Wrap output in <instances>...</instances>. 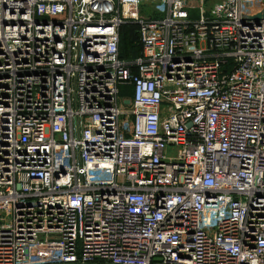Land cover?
Segmentation results:
<instances>
[{
  "label": "built area",
  "instance_id": "obj_1",
  "mask_svg": "<svg viewBox=\"0 0 264 264\" xmlns=\"http://www.w3.org/2000/svg\"><path fill=\"white\" fill-rule=\"evenodd\" d=\"M93 262L264 264V0H0V264Z\"/></svg>",
  "mask_w": 264,
  "mask_h": 264
},
{
  "label": "trees",
  "instance_id": "obj_2",
  "mask_svg": "<svg viewBox=\"0 0 264 264\" xmlns=\"http://www.w3.org/2000/svg\"><path fill=\"white\" fill-rule=\"evenodd\" d=\"M119 54L122 59L134 60L140 53V42L138 34V26L134 23L122 24L119 28ZM134 51V57H130L131 51ZM128 87V85H124Z\"/></svg>",
  "mask_w": 264,
  "mask_h": 264
},
{
  "label": "rangeland",
  "instance_id": "obj_3",
  "mask_svg": "<svg viewBox=\"0 0 264 264\" xmlns=\"http://www.w3.org/2000/svg\"><path fill=\"white\" fill-rule=\"evenodd\" d=\"M210 7V2H206L205 3V8L209 9ZM148 12V10H145ZM194 14H196V11H193ZM134 51L132 50L129 54L130 57H134ZM132 96V88L131 86L125 87V86H121L120 87V96H119V102L121 103V106L123 108H128L129 104L127 101L130 100ZM122 119V118H121Z\"/></svg>",
  "mask_w": 264,
  "mask_h": 264
},
{
  "label": "water",
  "instance_id": "obj_4",
  "mask_svg": "<svg viewBox=\"0 0 264 264\" xmlns=\"http://www.w3.org/2000/svg\"><path fill=\"white\" fill-rule=\"evenodd\" d=\"M60 264H112V263L93 262V263H60Z\"/></svg>",
  "mask_w": 264,
  "mask_h": 264
}]
</instances>
